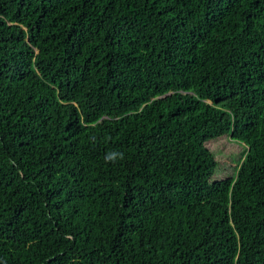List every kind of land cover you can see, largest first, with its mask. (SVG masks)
I'll use <instances>...</instances> for the list:
<instances>
[{
    "label": "trees",
    "instance_id": "1",
    "mask_svg": "<svg viewBox=\"0 0 264 264\" xmlns=\"http://www.w3.org/2000/svg\"><path fill=\"white\" fill-rule=\"evenodd\" d=\"M0 264H264V0H0Z\"/></svg>",
    "mask_w": 264,
    "mask_h": 264
},
{
    "label": "rangeland",
    "instance_id": "2",
    "mask_svg": "<svg viewBox=\"0 0 264 264\" xmlns=\"http://www.w3.org/2000/svg\"><path fill=\"white\" fill-rule=\"evenodd\" d=\"M205 144L209 149V151L216 157L219 166L218 170H216L215 168L213 178H219L220 174L222 173V169L224 168V165H226V163H228L230 160L228 159V154H230L229 157L233 158L235 156V153L232 154V151L235 152L238 146L235 141L231 140L227 136L210 140ZM181 205L178 208V215L176 217V223L178 225L184 226L182 219L179 217V215L182 214L183 211L184 212L187 211L185 218L187 222L192 225H199L202 223H206L208 220H210V222H212L213 224L217 223L221 225V222L218 219V213L216 209L214 208L211 209L206 204L193 203L192 204L193 207L191 208V211L190 210L188 211L187 207ZM217 229L221 230V228L218 227Z\"/></svg>",
    "mask_w": 264,
    "mask_h": 264
},
{
    "label": "clouds",
    "instance_id": "3",
    "mask_svg": "<svg viewBox=\"0 0 264 264\" xmlns=\"http://www.w3.org/2000/svg\"><path fill=\"white\" fill-rule=\"evenodd\" d=\"M122 159L123 154L122 153H109L106 155V160L110 162H115L117 159Z\"/></svg>",
    "mask_w": 264,
    "mask_h": 264
}]
</instances>
